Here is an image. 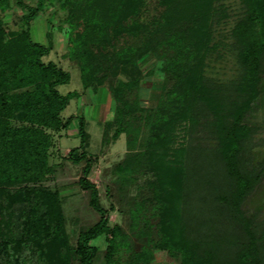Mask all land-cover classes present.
Wrapping results in <instances>:
<instances>
[{"label": "trees", "instance_id": "16d2710c", "mask_svg": "<svg viewBox=\"0 0 264 264\" xmlns=\"http://www.w3.org/2000/svg\"><path fill=\"white\" fill-rule=\"evenodd\" d=\"M54 1L65 12L66 49L79 67L83 87L107 85L125 114L139 111L141 116L145 110L138 103L148 73L142 72L140 60L148 53L161 60L164 84L147 123L120 117L112 134L115 139L124 132L132 149L141 129L147 128L141 144L149 150L127 154L115 169L126 173L120 177L125 184L134 182L141 170L154 174L150 185L152 198L159 202L158 220L147 228L158 236L151 245L179 255L181 264H264V219L243 208L264 174V156L253 155L251 128L242 124L264 69V0H244L246 12L235 26L233 44L239 73L228 81L205 73L215 46L208 28L210 0H14L26 9L22 27L8 29L0 16V264H23L19 251L25 243L46 247L40 255L50 260L53 254L56 260L47 264H95L98 249L91 241L102 233L122 231L119 225L110 226L100 191L88 178L93 157L86 149L84 116H78L79 145L69 150L68 158L82 163L78 184L99 216L79 230L75 244L58 189L35 185L56 172L49 164L51 135L37 125L66 129L75 117L64 118L62 113L74 93L63 94L58 88L70 80L69 71L44 59L53 41L41 42L31 34L33 21ZM11 2L0 0V11L11 8ZM121 73L126 80L118 78ZM132 89L135 98L129 100ZM115 110L122 111L119 106ZM15 118L29 124L13 125ZM199 126L214 135V145L190 141L172 146L179 128L190 133ZM139 215L135 212L134 218ZM12 242L17 247L10 246ZM148 245L137 250L135 262L150 259ZM105 259L113 264L112 253Z\"/></svg>", "mask_w": 264, "mask_h": 264}, {"label": "rangeland", "instance_id": "374dc122", "mask_svg": "<svg viewBox=\"0 0 264 264\" xmlns=\"http://www.w3.org/2000/svg\"><path fill=\"white\" fill-rule=\"evenodd\" d=\"M12 1L11 8L6 7L1 10L0 16L8 29H20L22 27L21 16L26 12V9L15 5L14 0ZM150 3L153 4L154 0H151ZM210 3L211 18L208 28L211 34V44L215 46L206 60L205 73L208 77L216 80L228 81L239 73L233 54L234 31L236 24L245 16L246 6L244 0H210ZM64 17V10L59 7L58 1H54L39 13L31 26V34L35 40L48 42L50 39L53 41V48L44 56V59L46 61L53 60L70 73V80L59 85L58 88L63 94L74 93L62 113L64 118L70 115L75 116L73 122L66 129H53L35 124L51 135L52 146L48 151L49 164H52L56 171L54 178L35 185L58 189L66 215V229L70 234L71 243L75 244L79 230L93 224L99 216L90 206L87 192L81 189L78 184V179L82 175V163H74L68 158L69 150L79 145L78 116H84L85 128L89 136V144L86 149L93 157L92 170L88 178L95 183L100 191V200L108 209L110 226L119 225L122 227L121 234L118 231L119 233L115 235L112 230L109 233H102L91 241L98 249L95 264H107L105 259L107 252L112 253L113 264H181L179 255H170L168 251L159 250L155 245H151V240L157 237L158 233L147 227L149 223L157 222L159 212V202L152 198L153 189L150 185V180L154 178L153 172L151 170L136 172L134 182L125 184V182H120V177L126 173H120L115 169V165L122 162L127 154L149 150L147 144H141V139L148 133L146 127L141 129L138 145L132 149L127 146V137L124 132L115 139L112 138V134L115 131L117 119L120 117L124 121H132L134 124L142 126L147 123L146 116L150 109H154L158 103L164 84L161 60L154 58L151 53L140 60L142 72L148 73L147 77L141 81L140 96L142 98L138 103L145 110L143 109L141 116L139 111L134 114H125L124 105L112 97L107 85L97 89L83 87L79 67L67 53L68 24ZM47 31L50 32L49 36ZM118 78L126 80L127 76L121 73ZM26 88L31 89L33 86L19 88L17 91H24ZM127 98L129 100L135 98V89L127 92ZM43 100L44 103H47L46 99ZM246 105L247 107L242 113V124L251 128L250 136L254 144L253 155L261 158L264 156V69L259 72L255 93ZM116 106L122 110L121 113L115 110ZM12 122L16 126L29 124L20 118H15ZM190 141L201 146H212L217 139L206 126H199L190 133L186 127H181L176 132V142L172 146L184 147ZM172 151V147L167 150L166 158L173 157ZM243 208L248 214L259 212L260 218L264 219V174L254 191L246 198ZM43 210L44 208L41 209L42 212ZM137 211L141 215L135 219L134 214ZM14 223L18 224L13 220ZM16 227L18 228V226ZM12 232V235H17L14 231ZM12 235L9 236L13 238ZM23 235L28 236L26 230ZM0 243H2L1 240ZM26 244H22L19 251L20 261L23 264H47L51 260L54 261L53 254L50 260L45 259L43 254L44 257L40 255L41 251L45 252L46 247L40 249L32 243H29V246ZM147 244H150L147 248L152 251L150 259L135 262L137 250ZM10 246L17 247L15 242H12ZM71 254L70 252L72 258Z\"/></svg>", "mask_w": 264, "mask_h": 264}]
</instances>
